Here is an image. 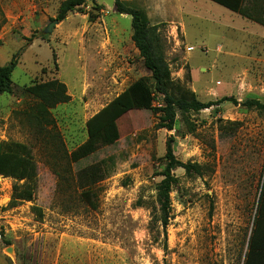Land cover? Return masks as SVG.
I'll return each instance as SVG.
<instances>
[{
    "label": "rangeland",
    "instance_id": "1",
    "mask_svg": "<svg viewBox=\"0 0 264 264\" xmlns=\"http://www.w3.org/2000/svg\"><path fill=\"white\" fill-rule=\"evenodd\" d=\"M63 1L0 0V65L22 50L13 93L0 96V143L25 144L37 168L35 199L16 207H8L16 181L0 176V264H244L264 182V114L241 104L264 103V25L210 0H184L205 17L188 20L187 30L151 11L173 81L202 102L238 103L177 112L172 130L160 125L161 112L130 111L118 120L117 143L76 162L92 116L138 80L155 90L132 40V17L116 0H99L94 22L89 4L45 33ZM121 1L138 8L153 0ZM245 9L264 21V0H246ZM53 80L70 100L44 119L27 88ZM155 95L158 106L163 95ZM169 138L176 159L203 176L173 170L164 233L156 188Z\"/></svg>",
    "mask_w": 264,
    "mask_h": 264
},
{
    "label": "trees",
    "instance_id": "2",
    "mask_svg": "<svg viewBox=\"0 0 264 264\" xmlns=\"http://www.w3.org/2000/svg\"><path fill=\"white\" fill-rule=\"evenodd\" d=\"M233 13H238L247 19L264 25L259 17H252L249 10L245 9L246 0H210ZM91 4L93 11L89 12V20L96 21L102 6L99 0H64L61 3L56 20L64 21L74 11L82 10ZM116 9L120 14L132 17V40L144 59L145 67L151 72L154 81V90L144 80H138L128 87L124 92L114 98L108 105L92 116L86 123L88 139L72 154L74 161L88 157L100 146L117 143L120 138L118 120L126 113L133 110H151L163 114L162 127L173 129L177 112L184 117L188 113H199L214 106H220L224 102H238L233 98L223 97L216 101L202 102L189 89L184 88L172 79V71L166 59V44L163 39L160 26L152 25L148 14L140 6L130 7L121 0L115 1ZM5 20L0 8V29ZM28 44H26V47ZM22 51V50H21ZM21 51L13 56L8 65H0V96L10 95L14 90L12 74L19 63ZM27 92L39 100L37 106L38 114L45 119L49 109L60 103H66L70 97L66 94V87L57 80L46 83L35 84L27 88ZM163 95L162 104L155 106L156 95ZM247 110H255L264 114V103L258 99H247L241 104ZM174 139L167 141L166 159L168 161L162 172L164 179L157 186L156 219L160 222L164 233L169 226L171 216L170 194L176 182L173 170L181 167L187 173H195L203 176L200 166L183 163L176 159L174 154ZM0 176L12 178L16 181L8 207H16L23 202H31L35 199L37 190V168L30 150L25 144L4 141L0 143ZM87 194V193H86ZM34 213L42 218L41 208L34 206ZM244 264H264V182L260 192L257 211L254 218V226L248 242Z\"/></svg>",
    "mask_w": 264,
    "mask_h": 264
},
{
    "label": "crops",
    "instance_id": "3",
    "mask_svg": "<svg viewBox=\"0 0 264 264\" xmlns=\"http://www.w3.org/2000/svg\"><path fill=\"white\" fill-rule=\"evenodd\" d=\"M195 1L197 0L192 1L193 5H195L194 4ZM140 7L146 10L150 21L152 18L151 11L156 13L158 15L157 16L158 18L162 20L164 19L165 22L167 20H170V18L174 17V19H176V21L174 22H177L181 26L182 30L183 29L187 30L188 20L198 19L199 21L200 20L204 21L205 19V17L202 18L200 15L196 13L197 10L194 7L193 8L196 11L192 10L188 5H186L184 0H153L151 5H147L145 7L143 5H140ZM171 13H173V15Z\"/></svg>",
    "mask_w": 264,
    "mask_h": 264
},
{
    "label": "water",
    "instance_id": "4",
    "mask_svg": "<svg viewBox=\"0 0 264 264\" xmlns=\"http://www.w3.org/2000/svg\"><path fill=\"white\" fill-rule=\"evenodd\" d=\"M55 23H58V20H55L53 23H51L48 28L45 30V33H49L52 30V27L54 26Z\"/></svg>",
    "mask_w": 264,
    "mask_h": 264
},
{
    "label": "built area",
    "instance_id": "5",
    "mask_svg": "<svg viewBox=\"0 0 264 264\" xmlns=\"http://www.w3.org/2000/svg\"><path fill=\"white\" fill-rule=\"evenodd\" d=\"M177 37V36H176Z\"/></svg>",
    "mask_w": 264,
    "mask_h": 264
}]
</instances>
